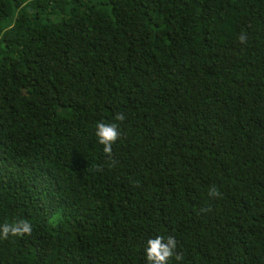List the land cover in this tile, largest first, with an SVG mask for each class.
I'll list each match as a JSON object with an SVG mask.
<instances>
[{"label": "trees", "instance_id": "obj_1", "mask_svg": "<svg viewBox=\"0 0 264 264\" xmlns=\"http://www.w3.org/2000/svg\"><path fill=\"white\" fill-rule=\"evenodd\" d=\"M18 221L0 264H147L157 236L168 264H264V0H0V225Z\"/></svg>", "mask_w": 264, "mask_h": 264}, {"label": "clouds", "instance_id": "obj_2", "mask_svg": "<svg viewBox=\"0 0 264 264\" xmlns=\"http://www.w3.org/2000/svg\"><path fill=\"white\" fill-rule=\"evenodd\" d=\"M241 43L244 42L245 37L241 35L239 37ZM115 121L122 122L125 119L123 113H117L114 117ZM95 136L97 142L103 145V152L111 157L112 145L117 141L119 137L118 124L117 123H105L103 121L97 123L95 128ZM210 196H219L218 189H210ZM31 225L27 221H18L15 224L0 225V239H8L10 236L19 237L23 235L31 234ZM176 241L172 236L165 239L163 236H157L150 238L146 242L144 248V256L147 264H168L170 258L175 256L176 260L182 259L179 253H175Z\"/></svg>", "mask_w": 264, "mask_h": 264}]
</instances>
